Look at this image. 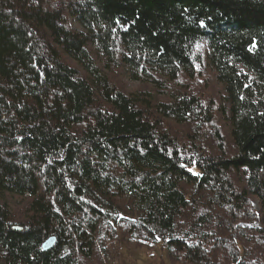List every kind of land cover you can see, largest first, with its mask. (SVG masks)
I'll use <instances>...</instances> for the list:
<instances>
[{
    "label": "trees",
    "instance_id": "16d2710c",
    "mask_svg": "<svg viewBox=\"0 0 264 264\" xmlns=\"http://www.w3.org/2000/svg\"><path fill=\"white\" fill-rule=\"evenodd\" d=\"M200 45L219 99L119 81H191ZM158 242L169 264H264V0H0V264Z\"/></svg>",
    "mask_w": 264,
    "mask_h": 264
},
{
    "label": "rangeland",
    "instance_id": "374dc122",
    "mask_svg": "<svg viewBox=\"0 0 264 264\" xmlns=\"http://www.w3.org/2000/svg\"><path fill=\"white\" fill-rule=\"evenodd\" d=\"M70 26L77 31H81V29L75 23L71 22ZM197 51H200V54L203 57V63L201 65L202 69L199 76H196L191 81L183 79L180 83L177 82L174 84H169L161 79L162 83H159L158 85L155 82H152V80L148 77H144L141 80H129L128 75L124 74L123 71L119 72V81L127 93L141 90L146 91L151 95L159 93V97H163L162 91H164V89L177 87L180 84L190 86L193 85L192 83L195 81V88L199 89L200 92L208 94V97H211L209 93L214 94L216 91L218 94L217 97L215 95V99H219L222 96L221 88L216 82L213 81V73L207 66V62L204 61V56L207 53V49L203 45H200ZM205 79H207V81H205ZM216 104H220V101L218 100ZM218 122L220 123V127L225 131L228 126L227 119L221 115V118H218ZM250 210L254 213L259 212L257 200L252 199L250 201ZM255 226H257V224L248 222L237 224L239 229ZM134 243H131L129 246L124 243L119 244L116 255L112 259V264H169L166 250L161 242H158L151 247L148 246L141 248L135 247Z\"/></svg>",
    "mask_w": 264,
    "mask_h": 264
},
{
    "label": "water",
    "instance_id": "95a60500",
    "mask_svg": "<svg viewBox=\"0 0 264 264\" xmlns=\"http://www.w3.org/2000/svg\"><path fill=\"white\" fill-rule=\"evenodd\" d=\"M55 243V239L53 237L51 238H48L43 244H42V250L43 251H47L49 250L50 248L53 247Z\"/></svg>",
    "mask_w": 264,
    "mask_h": 264
}]
</instances>
